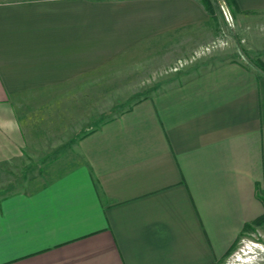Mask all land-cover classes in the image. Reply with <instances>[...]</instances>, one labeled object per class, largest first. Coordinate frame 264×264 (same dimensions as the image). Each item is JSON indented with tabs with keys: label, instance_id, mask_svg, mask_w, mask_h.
Segmentation results:
<instances>
[{
	"label": "crops",
	"instance_id": "obj_1",
	"mask_svg": "<svg viewBox=\"0 0 264 264\" xmlns=\"http://www.w3.org/2000/svg\"><path fill=\"white\" fill-rule=\"evenodd\" d=\"M236 3L264 62V0ZM211 25L198 0H0V264H221L258 227L252 61L203 57L110 115Z\"/></svg>",
	"mask_w": 264,
	"mask_h": 264
},
{
	"label": "rangeland",
	"instance_id": "obj_2",
	"mask_svg": "<svg viewBox=\"0 0 264 264\" xmlns=\"http://www.w3.org/2000/svg\"><path fill=\"white\" fill-rule=\"evenodd\" d=\"M87 1L100 2L120 0ZM198 1L202 3L201 0ZM211 1L215 12L213 14L212 12L207 11L210 15L212 24L209 32V35L211 36L210 40L203 45L194 44L195 47L188 57L179 58L173 65H167L165 68H161L162 70L157 74L152 75L150 77V83H148V80L146 81L148 83L146 86L148 90L112 92L115 106L110 115H116L120 111L126 109L127 106H125V104L128 102L132 104L137 99L151 95L153 93L152 87L158 82L159 78L162 79V82H166L169 79L178 77L183 71L187 70V68L199 66V61H201L203 57H206L204 60H207L209 63L233 59H239L249 63H251L252 59L261 60L260 55L256 53L258 51H255L256 47H260L261 44H250V42L245 40L250 33H248L249 28L243 25V20L236 19L232 10H230V16L227 14V4L224 0ZM257 20H264V16L261 18L258 17ZM252 28L253 32L257 29L261 31L264 30V27ZM152 45L153 44H147V51L149 47L152 49ZM167 56H169V51H166V57ZM153 58H155V56L153 52H151L150 54H147L145 61H153ZM221 264H264V227L258 225L255 229L246 231L241 236L227 259Z\"/></svg>",
	"mask_w": 264,
	"mask_h": 264
},
{
	"label": "trees",
	"instance_id": "obj_3",
	"mask_svg": "<svg viewBox=\"0 0 264 264\" xmlns=\"http://www.w3.org/2000/svg\"><path fill=\"white\" fill-rule=\"evenodd\" d=\"M202 1V4L204 5L205 9L209 12H212L214 14L215 10H214V6L212 4V1L211 0H201ZM227 4V6L229 7L230 10L232 11H235L236 9H239L238 8V5L236 3V0H224ZM252 62L258 67L260 68L261 70L264 71V62L262 60H255V59H252ZM264 223V216L259 218L258 220H256L255 224L254 225H262ZM255 227L250 225V224H247L245 226V231H248V230H253Z\"/></svg>",
	"mask_w": 264,
	"mask_h": 264
},
{
	"label": "built area",
	"instance_id": "obj_4",
	"mask_svg": "<svg viewBox=\"0 0 264 264\" xmlns=\"http://www.w3.org/2000/svg\"><path fill=\"white\" fill-rule=\"evenodd\" d=\"M226 11H227V14L230 16V9L228 8V6H226Z\"/></svg>",
	"mask_w": 264,
	"mask_h": 264
}]
</instances>
